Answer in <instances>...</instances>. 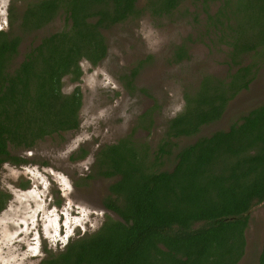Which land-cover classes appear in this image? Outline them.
<instances>
[{
  "label": "trees",
  "instance_id": "16d2710c",
  "mask_svg": "<svg viewBox=\"0 0 264 264\" xmlns=\"http://www.w3.org/2000/svg\"><path fill=\"white\" fill-rule=\"evenodd\" d=\"M137 1L28 4L17 24L20 35L35 33L58 16L64 17V26L29 47L17 63L22 38L13 31L12 3L8 30L0 31V166L27 164L14 152L31 151L47 137L79 130L82 95L78 87L63 93V79L69 76L78 82L82 60L91 66L103 61L108 54L104 31L145 13L169 17L184 0H148L143 9ZM197 1L212 20L215 41L228 47L227 64L235 71L227 82L205 76L194 93L184 95L185 106L167 122L154 159L150 147L131 136L100 146L93 178L114 179L103 208L116 218L107 216L96 232L68 241L57 252L46 250L39 264H239L242 260L249 215L264 203V103L226 130L182 147L175 139L196 137L249 89L258 63L245 61L249 56L264 59V0ZM215 3L219 7L211 15L208 7ZM187 56L179 46L173 62ZM132 84L129 80L127 86ZM175 149L173 167L160 170L161 160ZM9 198L0 192V213ZM255 264H264V237Z\"/></svg>",
  "mask_w": 264,
  "mask_h": 264
},
{
  "label": "rangeland",
  "instance_id": "374dc122",
  "mask_svg": "<svg viewBox=\"0 0 264 264\" xmlns=\"http://www.w3.org/2000/svg\"><path fill=\"white\" fill-rule=\"evenodd\" d=\"M34 1L0 0V31L8 30L9 9L15 3L13 31L22 38L16 63L29 47L64 26V17L58 16L41 30L20 35L21 14ZM147 1L138 0V8H145ZM217 6L212 4L211 12ZM104 36L108 54L103 61L91 66L82 60L80 80L63 79V93L78 87L82 95L79 130L47 137L31 151L14 152L27 164L0 166V192L10 197L0 213V264H39L46 250L57 252L68 241L96 232L107 216L116 218L103 208L114 179L93 178L99 147L131 136L148 145L154 159L168 120L185 106L184 95L194 93L205 76L227 79L235 69L227 65L228 47L210 42L215 38L205 31L197 0H184L169 17L145 13L104 31ZM179 46L185 47L189 59L175 64L172 58ZM254 61L258 66L249 89L228 104L222 119L203 127L196 137L175 139L178 147L226 130L264 103V59L249 56L245 62ZM134 71L137 75L131 80ZM173 151L161 160L160 170L173 167L178 149ZM245 236V255L239 264H255L263 244L264 203L251 211Z\"/></svg>",
  "mask_w": 264,
  "mask_h": 264
},
{
  "label": "flooded vegetation",
  "instance_id": "af4514ba",
  "mask_svg": "<svg viewBox=\"0 0 264 264\" xmlns=\"http://www.w3.org/2000/svg\"><path fill=\"white\" fill-rule=\"evenodd\" d=\"M200 4H201V2H199ZM215 4H217L218 6H217V8L219 7V4L218 3H215ZM212 5V4H211ZM211 5L208 7V9L211 11ZM217 8H216V11H217ZM201 11H203L202 10V4H201ZM216 11L215 12H211V15H213L214 13H216ZM176 12V11H175ZM203 13V12H202ZM204 14V13H203ZM204 16H205V31H206V33H208L209 34V36H210V38L211 37H216V36H213V34H211V32L212 31H214L215 29H213V26H212V20L210 21V19H208L207 18V16L204 14ZM211 25V26H210ZM216 39V38H215ZM211 43H215L216 45H218V44H220V45H224V46H226V44L225 43H217V42H215V41H213V40H211L210 41ZM184 47V46H183ZM227 47V46H226ZM177 49V48H176ZM184 50L186 51V49H185V47H184ZM176 51V50H175ZM187 52V51H186ZM187 55H188V52H187ZM227 58H228V55H227ZM189 59V56H187V58L186 59H184V60H188ZM183 60V61H184ZM172 63H174L173 62V58H172ZM175 64H177V63H175ZM228 65V64H227ZM235 71V69L233 70V72ZM232 72V73H233ZM207 76H210V75H207ZM210 77H214V78H216V79H219V80H223V81H225V82H227L228 80L227 79H220V78H218V77H215V76H210ZM223 116H224V114L222 115V117H221V119L223 118ZM172 119V118H171ZM170 120V119H169ZM168 120V121H169ZM167 125V124H166ZM165 131V130H164ZM191 143H193V142H191Z\"/></svg>",
  "mask_w": 264,
  "mask_h": 264
}]
</instances>
